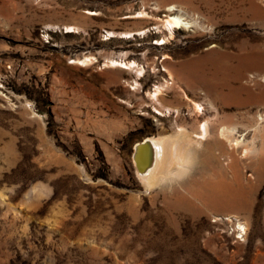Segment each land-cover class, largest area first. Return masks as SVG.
<instances>
[{
  "label": "rangeland",
  "instance_id": "1",
  "mask_svg": "<svg viewBox=\"0 0 264 264\" xmlns=\"http://www.w3.org/2000/svg\"><path fill=\"white\" fill-rule=\"evenodd\" d=\"M170 14L190 22L173 36ZM207 119L191 170L147 187L135 144ZM0 264H264V0H0Z\"/></svg>",
  "mask_w": 264,
  "mask_h": 264
},
{
  "label": "bare ground",
  "instance_id": "2",
  "mask_svg": "<svg viewBox=\"0 0 264 264\" xmlns=\"http://www.w3.org/2000/svg\"><path fill=\"white\" fill-rule=\"evenodd\" d=\"M169 9L174 10L175 6H172ZM88 12L91 15L96 14V11H93V10H88ZM139 13L140 14L137 17H142V18L145 17L146 12L141 11ZM189 23L190 22L186 21L182 15L170 14L169 17L163 21L162 25L165 28V30L167 31V34L170 36H173L177 29L187 27L189 25ZM65 28H66L67 32H78V30H79V27L77 25H73V24L65 25ZM146 32H147L146 30H142L138 33L144 35ZM107 34L109 35L107 38H109V37L112 38L114 36H119V35L130 37V38L135 36L134 31H126V32H119V33H117L116 31H108ZM162 42H165V41L163 40ZM96 60L97 59L94 56H86L85 55L83 57L75 58L73 60V62L77 63L81 66H87L89 64L96 62ZM103 67L120 68V69L130 70V71L135 72V74L139 78L143 77L144 73H145V67L143 65H141L138 61L127 60L125 58L108 57L105 60ZM166 69L168 70L169 75L172 78L173 77L172 71H170V69H168V68H166ZM173 83H174L173 81L166 79L162 84L156 85L153 90L149 91V96H150L151 100L153 101V103L155 102L156 104L161 105L162 104L161 103V97L165 94V90L167 88H170V86L173 85ZM133 85H134L133 88L137 89L140 85V82L136 79V80H134ZM175 87L177 89H179L178 91H181L182 96L184 98H186V100L190 99L189 95L187 94L186 90L183 87H181L180 85H177V84ZM155 109L157 110V113L160 115H164V113H166V112L171 113L172 111L177 112V113L180 112V110L178 108H173V107H169V106H164V109H160L159 106L158 107L155 106ZM191 111L193 114L200 116V115L204 114V107H203L202 103L197 102V101H193V102H191ZM197 129H199V131L194 133V134L188 132L186 129L179 128L178 133H176L175 135H170L167 137L152 136V137H146L145 139H143V140L148 139V141H151L152 146H153V150H154V152L150 150L145 154L146 158H147V162H146L147 169H146V171L140 173L139 170L137 169L138 176L141 178L142 182L147 187H152L158 183L166 182L167 180H170L173 178H176V179L180 178L185 173H187L188 170H191V168L193 167V164H194L196 148L199 146H202L203 142L205 140H207L208 137L211 135L210 120L207 119V120L202 121L201 124L199 125V128H197ZM235 134H236V127H233V125L232 126L231 125L230 126H227V125L224 126L223 125V127H221L219 130V135H218L219 139L217 141H218V143H221L220 145H224V144L228 143L232 147V150L233 149L238 150V147L244 145V147H243L244 151H243L242 156L247 158L249 153L252 152V147L250 145H247V143L245 142V140L243 138L240 139V137H236ZM220 149H222V148H220ZM221 152H223V151H221ZM234 152H236V151H234ZM234 152H233V154H234ZM223 154H224V152H223ZM230 158H233V160H234V161H232V162H234L233 166L235 167V170H238V168H237L238 163H236L237 158L235 159V157H233V155H230ZM233 166L231 165L229 168H231ZM199 198H201V197H199ZM207 198H208V196H207ZM230 201H233V200H230ZM246 227H247L246 224H240V228L238 230V232L242 234L243 238H244V230L243 229H246ZM241 231H243V232H241Z\"/></svg>",
  "mask_w": 264,
  "mask_h": 264
},
{
  "label": "water",
  "instance_id": "3",
  "mask_svg": "<svg viewBox=\"0 0 264 264\" xmlns=\"http://www.w3.org/2000/svg\"><path fill=\"white\" fill-rule=\"evenodd\" d=\"M150 150L154 152L152 142L148 141V139L141 140L135 144L133 158L136 169H138L140 173L145 172L147 169V158L145 154Z\"/></svg>",
  "mask_w": 264,
  "mask_h": 264
},
{
  "label": "built area",
  "instance_id": "4",
  "mask_svg": "<svg viewBox=\"0 0 264 264\" xmlns=\"http://www.w3.org/2000/svg\"><path fill=\"white\" fill-rule=\"evenodd\" d=\"M238 230H239V229H238V226H237V230L235 231V232H236V235H238V234H239V235L237 236V238H239V239L241 238V239H242V234H241V233H239V232H238Z\"/></svg>",
  "mask_w": 264,
  "mask_h": 264
}]
</instances>
